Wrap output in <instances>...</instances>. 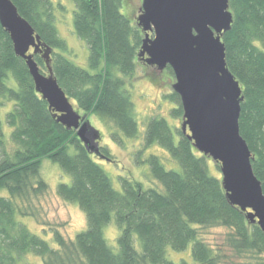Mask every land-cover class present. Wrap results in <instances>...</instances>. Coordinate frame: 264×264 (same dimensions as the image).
Wrapping results in <instances>:
<instances>
[{"label": "trees", "instance_id": "16d2710c", "mask_svg": "<svg viewBox=\"0 0 264 264\" xmlns=\"http://www.w3.org/2000/svg\"><path fill=\"white\" fill-rule=\"evenodd\" d=\"M13 2L45 45L35 59L47 71L43 53L46 46L51 48L55 77L86 120L97 115L112 123V137L117 141L121 135L139 138L135 103L126 86L133 84L141 62L138 53L144 32L123 12L124 0H73L74 32L89 48L88 67L70 59L67 41L56 25V10L66 11L65 4ZM229 6L234 20L222 34L226 62L243 88L240 132L252 151L253 169L264 191V0H229ZM167 70L175 76L170 66ZM165 98L174 104L171 118L183 122L180 95L173 90ZM8 105L9 135L1 119ZM145 126L138 161L149 164L164 190L127 177H120L122 190H118L95 157L112 160L108 147L100 145L101 155L92 153L75 129L56 120L0 22V264H37L33 256L43 264H236L235 258L264 264L263 230L231 204L222 178L211 173V157L196 149L189 131L163 115L149 117ZM154 144L166 149L181 169L166 168L157 154L144 158V151ZM45 158L71 176L70 183L58 185V194L78 204L87 219V227L75 238L55 229L57 246L19 220L33 213L17 199L28 201L48 188L41 176ZM3 190L8 195L1 194ZM113 220L119 229L117 249L108 243L104 231ZM218 226L230 228L225 243L231 253L200 236L199 227ZM191 243L193 262L168 256L170 249L185 251Z\"/></svg>", "mask_w": 264, "mask_h": 264}, {"label": "water", "instance_id": "95a60500", "mask_svg": "<svg viewBox=\"0 0 264 264\" xmlns=\"http://www.w3.org/2000/svg\"><path fill=\"white\" fill-rule=\"evenodd\" d=\"M136 19L144 32L138 56L160 70L167 66L173 69V90L180 95L184 110V132L189 131L196 149L220 164L222 184L231 204L246 212L249 222L264 232L262 182L240 132L243 88L227 66L222 40L234 20L229 0H142ZM0 22L56 120L75 129L87 149L101 155L99 130L75 108L60 86L48 46L43 53L48 70L40 67L35 53L45 45L13 0H0Z\"/></svg>", "mask_w": 264, "mask_h": 264}, {"label": "rangeland", "instance_id": "374dc122", "mask_svg": "<svg viewBox=\"0 0 264 264\" xmlns=\"http://www.w3.org/2000/svg\"><path fill=\"white\" fill-rule=\"evenodd\" d=\"M66 5V11L56 10L57 27L60 35L67 41L69 47L68 56L75 63L82 67H88L89 48L87 44L78 38L74 32V10L75 4L73 0H54ZM142 0H124L123 12L131 19L137 21V16L141 12ZM145 62V61H144ZM140 62L137 73L133 79V84L126 86L131 92L132 100L135 103L136 118L139 123L140 137L128 138L121 135V141H117L112 137V131H115L112 123L104 122L97 115H92L90 121L95 128L101 132L99 144L107 146L112 154V160L96 157V160L102 165L112 179L114 187L122 190L121 178L127 177L131 180L141 181L145 187H154L164 190L162 184L154 178L151 173L148 163H140L139 151L143 149V137L145 132L146 121L153 115H163L169 121L181 125L179 119H172L169 110L174 106L165 94L173 91V83L176 81L175 76L170 75L167 67L163 70L156 66L149 65L146 62ZM75 108L78 109L76 101L71 100ZM10 105L1 113V119L4 122V127L7 135L11 128L6 124V111ZM74 152V149L70 150ZM150 154L160 156L166 168L180 170L181 166L171 157L169 152L158 144L151 145L144 151V158ZM211 173L221 177L222 173L216 162L210 159ZM41 176L48 183L46 191L39 195L32 194L30 200L17 199L19 205L24 209L27 208L33 214L27 216H19V220L26 224L28 228L46 240L53 246H57L53 238V231L59 229L66 237L75 238L76 234L87 227V219L84 211L76 203H72L63 199L57 191L58 185L61 182H71V176L66 173L58 163L45 158L41 166ZM3 195H8L7 190H3ZM108 243L117 249V237L119 229L113 220L104 228ZM200 236L209 244L218 247L223 246V250L231 253V249L226 245V235L230 228L224 226L218 227H199ZM191 243L185 251H175L170 249L168 256L180 261L185 259L193 262ZM138 247H140L138 245ZM31 260L37 264H43L40 257L33 256ZM236 264H254V259L235 258Z\"/></svg>", "mask_w": 264, "mask_h": 264}, {"label": "flooded vegetation", "instance_id": "af4514ba", "mask_svg": "<svg viewBox=\"0 0 264 264\" xmlns=\"http://www.w3.org/2000/svg\"><path fill=\"white\" fill-rule=\"evenodd\" d=\"M141 61H142V62H144V59H143V58H141ZM144 63H145V62H144ZM154 67H155V66H154Z\"/></svg>", "mask_w": 264, "mask_h": 264}]
</instances>
